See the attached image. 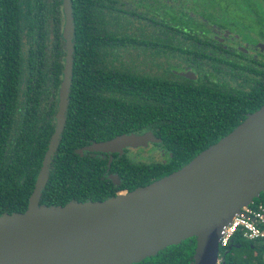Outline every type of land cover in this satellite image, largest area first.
<instances>
[{"label": "trees", "instance_id": "trees-1", "mask_svg": "<svg viewBox=\"0 0 264 264\" xmlns=\"http://www.w3.org/2000/svg\"><path fill=\"white\" fill-rule=\"evenodd\" d=\"M168 1L160 0L165 25L172 19ZM71 4L74 52L66 122L40 204L103 200L146 185L186 164L264 103L261 83L251 94L217 95L170 69L159 78L130 73L131 50L119 29L141 27L139 19L127 17L120 7L112 15L105 0ZM61 9L62 0H0V214L27 208L54 130L65 54ZM185 18L181 13L180 27L186 26ZM100 56L109 63L95 71L94 59ZM111 107L120 119L98 128L97 119L106 113L101 110ZM149 130L161 139L162 160L133 162L114 155L107 170V159L76 152L89 139ZM108 172L117 173L119 186ZM259 203L264 205V191L253 200ZM195 245L190 237L132 264H189ZM219 264H264V241L235 239L219 249Z\"/></svg>", "mask_w": 264, "mask_h": 264}, {"label": "water", "instance_id": "water-1", "mask_svg": "<svg viewBox=\"0 0 264 264\" xmlns=\"http://www.w3.org/2000/svg\"><path fill=\"white\" fill-rule=\"evenodd\" d=\"M62 10L65 54L55 126L27 208L0 214V264H132L190 237L196 245L189 264H219L222 226L264 191V103L186 164L146 185L103 200L40 204L72 80L71 0H62ZM160 141L150 130L122 133L76 152L120 155L126 147ZM109 178L118 184L117 174Z\"/></svg>", "mask_w": 264, "mask_h": 264}, {"label": "flooded vegetation", "instance_id": "flooded-vegetation-1", "mask_svg": "<svg viewBox=\"0 0 264 264\" xmlns=\"http://www.w3.org/2000/svg\"><path fill=\"white\" fill-rule=\"evenodd\" d=\"M105 2L112 8H110L112 15L115 9L120 7L127 17L140 21L141 27L125 28L121 25L122 29H119L125 38L123 44L131 50L127 56L130 59L127 67L132 69L130 73L159 78L170 69L173 74L185 78L187 82L200 83L217 90V95L226 92L251 94L255 86L259 83L264 84V0H169L172 6V19L168 25H165L162 19L160 0H105ZM245 7L247 8L243 15L246 14L250 21L244 26L240 25V28L246 30L249 36L232 31L236 26H231L234 19L229 16L232 8L242 10ZM61 13L63 15L62 9ZM181 13H186L184 28L180 27ZM251 30L258 33L254 34ZM62 41L63 45L64 40ZM101 44L103 41L99 42V45ZM104 63H109L107 56L95 57V71ZM180 72L189 74L184 76ZM109 95L112 98L115 96L113 88ZM113 110V107L101 110L106 113L105 117L97 119L98 128L105 122L120 119L119 116L113 115ZM46 111H49V108H46ZM91 142L93 140L89 139L88 144ZM158 143L160 142L149 143L144 149L155 147L162 150ZM142 148L126 147L120 155L116 152L102 154L86 150L79 154L88 153L107 159L109 170L114 155L118 157L126 155L130 161L140 162L139 150ZM110 156L112 159L109 163ZM113 174L117 173L108 172L106 177L110 179V175ZM113 184L119 186L120 178L118 184ZM57 185L61 187V181Z\"/></svg>", "mask_w": 264, "mask_h": 264}, {"label": "built area", "instance_id": "built-area-1", "mask_svg": "<svg viewBox=\"0 0 264 264\" xmlns=\"http://www.w3.org/2000/svg\"><path fill=\"white\" fill-rule=\"evenodd\" d=\"M264 241V205L251 202L240 208L220 231L219 249L231 245L235 239ZM219 261V260H218Z\"/></svg>", "mask_w": 264, "mask_h": 264}, {"label": "rangeland", "instance_id": "rangeland-1", "mask_svg": "<svg viewBox=\"0 0 264 264\" xmlns=\"http://www.w3.org/2000/svg\"><path fill=\"white\" fill-rule=\"evenodd\" d=\"M247 7H245L242 10H234V8L231 9L229 16H231L234 21L232 23V27H235V29H233L232 31H235L236 33L244 36V35H248L246 33V30L244 31L242 28H240V25L244 26L245 23H248L250 21V19L248 18V16L245 14L243 15V11L246 10ZM259 25V23H257V26ZM253 31V30H251ZM254 34L258 33L256 30L253 31ZM249 36V35H248ZM251 38V37H250ZM253 40V38H252ZM254 41V40H253ZM139 157L141 161H144V159H148V160H162L164 158V154L162 152V150L156 149L155 147H150L149 149H140L139 150Z\"/></svg>", "mask_w": 264, "mask_h": 264}]
</instances>
